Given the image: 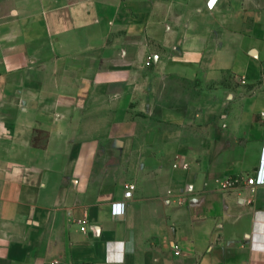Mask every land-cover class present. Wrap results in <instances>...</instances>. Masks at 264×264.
<instances>
[{"label": "crops", "instance_id": "0c3cea01", "mask_svg": "<svg viewBox=\"0 0 264 264\" xmlns=\"http://www.w3.org/2000/svg\"><path fill=\"white\" fill-rule=\"evenodd\" d=\"M0 264H264V0H0Z\"/></svg>", "mask_w": 264, "mask_h": 264}, {"label": "built area", "instance_id": "2783aa9c", "mask_svg": "<svg viewBox=\"0 0 264 264\" xmlns=\"http://www.w3.org/2000/svg\"><path fill=\"white\" fill-rule=\"evenodd\" d=\"M174 168H182L187 170L189 168V163L177 157L176 161L173 164ZM256 184L254 177L244 176V175H232L226 178H223L219 181L220 189L223 191H232L244 186H253ZM135 190V185L129 183L126 185L125 198H130ZM113 211L117 212L122 208L121 203H115L112 206ZM78 223L81 225V230L86 231L87 229V220L85 218L79 219ZM178 253V252H177Z\"/></svg>", "mask_w": 264, "mask_h": 264}, {"label": "rangeland", "instance_id": "374dc122", "mask_svg": "<svg viewBox=\"0 0 264 264\" xmlns=\"http://www.w3.org/2000/svg\"><path fill=\"white\" fill-rule=\"evenodd\" d=\"M197 86H201V84H198Z\"/></svg>", "mask_w": 264, "mask_h": 264}]
</instances>
